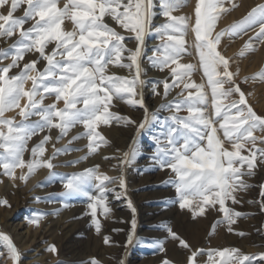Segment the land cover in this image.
Listing matches in <instances>:
<instances>
[{"label": "snow or ice", "instance_id": "6c2138e0", "mask_svg": "<svg viewBox=\"0 0 264 264\" xmlns=\"http://www.w3.org/2000/svg\"><path fill=\"white\" fill-rule=\"evenodd\" d=\"M188 3L189 0H64L61 6V0H0V39L13 41L8 48H0L3 175L14 184L26 183L35 169H49L48 182L55 183L58 179L62 183L61 198L87 199L85 215L106 246L114 243L111 236L103 235L104 220L112 218L111 200L126 199L132 216L127 222L130 227L124 247L136 242L137 210L127 196L126 170L136 164L140 151L138 138L153 125H159L160 130L151 137L154 149L148 157L150 164L156 170H170L174 174L164 183L174 188V203L180 210L190 213L193 219L204 217L213 209L221 214L210 235L221 225L241 237L250 235L235 228L249 214L227 206L226 202L241 204L240 194L254 187L259 188V199L247 203L256 204L264 214V181L258 185L249 182L264 172V113H258L249 103L251 93L243 85L250 78L239 79V68L232 67L235 57L226 56L220 48L222 38L242 37L249 32L254 35L239 56L243 57L245 50L255 51L257 43L264 45V3L251 7L241 19L219 31H216L218 21L238 6L234 0H195L191 15H175ZM106 15L133 35L126 37L110 27L104 20ZM158 16L163 22L157 25L154 20ZM66 20L71 21V30L62 27ZM153 33L161 43L146 57V37ZM190 35L194 37L191 45L187 39ZM126 40L133 41L135 47H128ZM50 45L54 46L46 51ZM190 46L195 49L198 64L182 62L185 55H192ZM30 53L34 58L28 60L26 56ZM9 59V63L3 64ZM41 62H46L42 70L38 67ZM109 65L128 70L130 78L108 75ZM198 69L202 70L206 83L203 78L200 83L193 80ZM149 70L158 71L163 78L145 79ZM251 79L264 82V70ZM29 82L30 87H26ZM149 84L150 93L162 96L164 101L157 111L150 112L146 102ZM174 89L179 91L168 100ZM48 97H54L51 104L45 103ZM114 100L133 108L138 106L143 110V119L138 121L111 111ZM60 101L62 108L57 107ZM11 111H16V116L9 118L6 113ZM160 111L169 114L161 118ZM113 123L134 129L126 150L117 148L115 155L104 157L116 161L112 165L116 175L102 171L99 164L71 174L57 173L54 169L58 165L53 160L77 149L56 148L53 144L51 156L42 159L44 146L52 139L50 135H44L38 144L28 148L29 141L46 129H58L59 141L72 128L82 125L88 141L87 154L59 166L79 165L96 154L101 145L110 144L98 127ZM78 139L81 136L74 135L68 144ZM26 151H30L33 159L23 158ZM38 156L41 159L35 158ZM18 168H26L27 172L17 176ZM89 186L94 193L87 190ZM0 205L10 207L6 199L0 200ZM45 215L36 214L28 222L40 227ZM162 227L166 240L178 245L179 256L169 257L165 241L155 240L147 246L162 254L159 264H200L198 257L203 256L207 257L205 264H216L215 256L221 258L220 264H264V251L248 254L238 247L205 251L173 226ZM0 242L4 248L0 264H24V253L10 235L0 231ZM44 251L57 258L56 264H65L59 259L61 250L55 242L47 244ZM80 264H101V261L92 257ZM118 264L127 261L122 258Z\"/></svg>", "mask_w": 264, "mask_h": 264}, {"label": "rangeland", "instance_id": "374dc122", "mask_svg": "<svg viewBox=\"0 0 264 264\" xmlns=\"http://www.w3.org/2000/svg\"><path fill=\"white\" fill-rule=\"evenodd\" d=\"M63 1L64 0H61V3ZM239 1L240 0H235V3L237 4L239 3ZM258 3H264V0H251L250 8ZM250 8L247 11H249ZM243 16L244 15L237 17L234 21L241 19ZM160 18L161 17L158 16L154 20V23L158 25ZM104 20L109 24L110 27H113L116 31L120 32L122 35H125L126 37L133 35L132 33L127 32L119 25H117L107 15L104 17ZM253 35L254 34L252 32H249L248 35H244L242 36V38L236 37L237 39L236 38L234 39V43H237V47L235 49L236 50L235 56L241 57L239 56L240 51L243 50L245 43L248 42L249 40V37ZM148 38L149 35L146 37L145 52L149 42ZM4 42H5L4 40L0 39V44H1L0 48H8L13 41L12 40L7 41L8 44H5ZM125 43L130 48H134L135 46V43L131 40H126ZM53 46L54 45H50L49 49H46V51H50V48ZM32 55L33 54L31 53L27 54L28 57ZM147 56L148 55L146 54V57ZM243 57L246 61H252L254 58L257 59V61L259 59L263 61V65L256 66V68L251 72H249V74L248 73L244 74V75L248 74L247 77L251 78L257 76V74L261 70H264V45L257 43L255 46V51L245 50V55ZM9 62L10 59L4 60L3 64L6 65ZM45 63L46 62H41L38 65V67L39 68L41 67L43 69ZM116 68L117 67H115V69ZM147 77L148 80L160 79L158 77V71L156 70H149ZM259 82L261 81L259 79H256L254 84H258ZM251 86L252 85H250V87ZM150 88L151 85H148L146 91L148 90L150 91ZM261 88L262 86L259 87L258 90H261ZM175 92L176 91L174 89L168 96V100H171L173 99V97L176 96ZM152 96H146V102L149 103L148 105L149 111L151 107L150 106L151 102L153 101L150 100ZM162 102H164L163 99L161 100V103ZM59 107L62 108V106ZM128 107L131 108L130 109L131 114L128 115L129 117L136 119L138 121L143 119L140 118L141 112H143L142 109H140L138 106L132 108L131 106L128 105ZM168 114L169 113L166 111L159 112L161 118L167 116ZM33 119H38V118L33 117ZM130 129H132V132L127 142L126 141L124 142L125 146L123 150H126L127 146L131 143V137L134 135V129L132 127H123L122 125H117L118 132L114 136L113 141L114 140L117 141L118 139H123L124 138L123 135L125 134V132ZM159 130H160L159 125H153L148 131H145L138 138V147L140 151L137 156L136 164L134 167L128 168L126 170L127 196L132 200L137 210L136 211V219H137L136 242H134L127 248L124 247L130 227L129 223L127 222L131 220V216H132L130 210L126 206L127 205L126 199H121L119 201L111 200L112 203L111 205H113L112 206L113 211H115L114 213L121 218L122 222L120 223L121 224L120 229L122 231L119 232L107 231L104 226L103 235L111 236V239L114 243L111 246L105 245L104 250L102 251L99 250L96 252L93 248L95 246H99V244H103L102 237L97 235L94 232V230L90 227V221L88 217L85 215V212L87 210L85 208V211L83 213L85 226L83 228V232L81 233V236L79 235L78 237L75 238V243H77V246L75 248H72L71 250L60 252L59 259L64 260L65 264H79L81 260H89L92 257H95L96 259L101 261V264H118L119 259L122 258L126 259L127 264H159V259L162 254L159 253L157 249L147 246L148 244L154 242L155 240L165 241V245L169 249V253H168L169 257H178L179 256V253L177 251L178 245H175L171 241L166 240V233L162 227V225L164 224L171 225L175 229H178L179 233H181L191 243H192V239L195 236L194 232L199 233L200 237L204 235L208 238V242H211L209 243L207 248L216 249V247L213 246L212 242H214L216 236L218 235L217 229H219V227L215 229L214 234L210 235V233L212 232V225L221 217H217L214 213L213 215L210 214L212 213V210H210L208 212L209 214H207L206 216L197 217L196 219H193L190 213L180 210L178 206L174 203L176 199L174 188L171 185H166L164 183L169 179L170 176H174V174L171 173L170 171L169 172L167 171L168 173L166 174V176L164 178H161V176L164 175L166 170L160 171L154 169L148 160L151 151L154 149V142L151 139V137L153 133L158 132ZM69 137L70 136H68V139H70ZM51 138H52L51 142L53 144L56 138L55 136H51ZM41 139L42 136H40V140ZM63 146L64 147L68 146L71 149H77V150L80 149L75 145L74 146L72 144L69 145L68 142L67 143L64 142L62 145H57L55 147L62 148ZM77 150L69 151L68 153H62L61 155H59V157H56L53 160V163L59 165L60 164L59 161L63 162L65 159L68 158L70 154H72ZM53 151L54 148H52V150L50 151L51 153L47 154L45 159L51 156ZM35 158L37 159V157ZM30 159H33V157L31 156ZM44 169L45 171H47V174L49 176V169H47L46 167H44ZM54 171L59 173L58 167H56ZM26 172L27 170L24 173ZM2 179H3V174H2V169L0 168V200L6 199L9 202L7 186H12V185L6 181L1 182ZM48 186L50 187V185L45 184L40 188H34L32 186L29 187L27 186L26 183L22 182L17 186H14L17 196H19V201H18L19 206L16 207L13 203H12L13 205H10V207L0 205V210H4V211L7 210L9 213L10 220L8 221V225L14 226L16 224H20V226L17 229L19 233L25 232L27 230L28 218H31L36 214H46L44 216V219L41 221L40 227L37 230V235L35 237V241L33 244L34 250L31 253L32 258L24 254V263L25 262L29 263L31 261L30 264H45L46 262H49V260L47 259V255H44L45 252L44 249L46 245L49 244L50 239L54 237H59L65 231L67 226V223H63V220H60V218L56 219L55 214L52 213L51 215L47 216V213H51L55 207L48 209L44 207L43 203L41 205L37 204L39 200H37L36 198L37 197L41 198L42 194H45V191L47 190ZM87 190L90 193H94V189L91 186H89ZM253 197H254L253 195L249 196V200H255ZM74 198H77V201L84 206H86L88 203L85 197L78 199V196H75ZM118 202L120 204L116 205ZM38 206L41 208H39ZM248 209L249 210L251 209L250 204ZM241 210H244V208H241ZM258 216L260 217V221L255 220V217H257V215L254 216L251 214L250 216H248V218H251L254 221V224H251L253 231L250 233L248 237L249 242L244 245L245 248L246 247L252 248L254 250L253 253H259L264 251V214H261L259 212ZM196 220L199 221L198 222L199 225H197V223L195 222ZM203 222H207V224H209L210 229L208 231H204V229L200 227ZM61 223L62 225H60ZM2 225H3V221L0 220V231H3L8 235H10L8 233V227L2 229L1 228ZM52 228H54L55 230L51 234L50 229ZM257 229H261V231L258 232ZM232 235H234V232L232 233ZM235 236H237V234H235ZM10 237L12 236L10 235ZM237 238L240 239L242 237L238 235ZM0 245H2V242H0ZM207 248H205L204 250L207 251L208 250ZM2 251H4V248L0 246V252ZM40 259L42 261H40ZM56 259L57 258L55 257L53 261L54 263L52 262L53 264H56ZM213 259L217 263L221 262V258L218 256L213 257ZM198 260L200 264H205L207 257L206 256L198 257Z\"/></svg>", "mask_w": 264, "mask_h": 264}, {"label": "bare ground", "instance_id": "6f19581e", "mask_svg": "<svg viewBox=\"0 0 264 264\" xmlns=\"http://www.w3.org/2000/svg\"><path fill=\"white\" fill-rule=\"evenodd\" d=\"M63 2L61 3V6H62ZM234 2H235V0H234ZM194 3H195V0H189V3L187 4V6L180 9L178 12L175 13V15H191ZM237 5L238 6L234 10H232L228 14H225L222 17V19L220 21H218L216 31L217 30L219 31L220 29L227 27L228 25L233 23L237 17L245 15L247 13V10L251 6V0H240L239 3H237ZM228 6L231 7V4H229ZM162 22H163V19L160 18L158 24H160ZM62 27H64L65 30H71L73 25H72L70 20H66ZM193 38L194 37L192 35H190L187 38L189 45H191ZM235 38L236 37H233L231 39H229L228 37L222 38V43H221L220 48L223 50V52L226 56L235 57V60H234L233 65H232L233 70H235L238 67L239 68V79L243 80V78L248 76L249 72L254 70L256 68V66L263 65V61L260 59L257 61V59H255V58H254L255 60L253 59L252 61H246L244 59V57L235 56V51H236L235 49L237 47V43H234ZM148 41L149 42L147 45L146 54L148 56H150L152 54V49L156 45L161 43V41L154 33L149 35ZM4 43L8 44L7 42H4ZM189 51L192 53V55H185L182 59V62L183 63H197L198 64V56H196V54H195L194 47L190 46ZM33 58H34L33 55L30 57L26 56V59H28V60H31ZM261 59H263V58H261ZM115 67L116 66H114V65H110V67L107 70V74L112 75L113 73H115L116 75L130 77L128 70L119 69V68L115 69ZM15 71H18V70H13V72H15ZM246 73H248V74L244 75ZM158 77L160 79L163 78L162 74L159 72H158ZM147 78L148 77H145V79H147ZM192 78L197 83H200L202 81V78H203V81L206 83V77H203L202 70H200V69H198L196 72L193 73ZM255 81L256 80H253L250 78L248 80V83L243 85V88L247 93H251V95L248 96V100H249V103L254 107V109L258 113H264V82L261 81L258 84H254ZM149 85H151V84H149ZM250 85H252V86L250 87ZM261 86H262L261 90H258L259 87H261ZM26 87H30V82L28 83V85H26ZM159 90L162 93V85L160 86ZM175 91H176L175 93L177 94L179 89H175ZM209 95H210V90H209ZM146 96H152V94L150 93L149 90L146 91ZM150 100H153L151 102V105H150L151 106L150 112L157 111V109L159 108V106L161 104L162 97L152 96ZM53 101H54V97H48V98H46L45 103L51 104ZM21 103H23V101ZM147 104L149 105V103H147ZM57 106L63 107V101H60L57 104ZM130 109L131 108H129L127 104H125L122 101H117V100L113 101V106H111V108H110L111 111H115V112L119 113L120 115H124V116H128L129 114H131ZM16 111H18V110H16ZM16 111L7 112L6 116L9 118L16 116ZM209 111L210 112L212 111V109L210 107H209ZM182 114H186V113H182ZM143 115H144L143 112H141L140 118H143ZM138 118H139V116H138ZM17 119H19V117H17ZM33 120H36V119H33ZM117 125H119V124L113 123L110 126L101 124L98 127V131H100L101 134L104 135L105 138L110 141V144L107 146L101 145L100 149L98 150V152L96 154L89 156V158L87 160L82 161L79 165H74V166H69V167L59 166V165H64L67 161L75 160V159L87 154L88 150H87L86 146H87L88 141H87V138L85 136H83V133L85 132V129L83 128V126L78 125L77 127L72 128L69 131L68 135L65 136L63 139H60L59 141H57V139H55V142L53 144H55V146H57V145H62L64 142L67 143L69 140H71L72 136H74V135H80L81 136V139H78V140L72 142L73 146L75 145L76 147H79L80 149L73 152L72 154H70L68 156V158L65 159L63 162L59 161L60 162V164L58 165L59 173L60 174H71V173L76 172V171H82L84 168L91 167L94 164H99L102 171H105L109 175H116L117 173L112 171V165L115 164L116 161L115 160H105L104 157L105 156L111 157V156L115 155L117 148L123 150V148L125 146L124 142L125 141L127 142V140L129 139V137L131 135V132H132V129H130V130L125 132V134L123 135V137H124L123 139H118L117 141H115V140L113 141L114 136L118 132ZM217 127H218V125H217ZM219 134L222 137V130L219 132ZM44 135L55 136V138H56L59 135V130L58 129H52V130L46 129L44 132L39 133L37 136L33 137L29 141V143H28L29 150L32 147H34L36 144H38L40 141V136H42V139H43ZM68 136H70L69 137L70 139H68ZM51 141L52 140H50L48 143L45 144V146H44L45 147V153H44V156L42 159H45L47 154L51 153L50 151L53 148L52 147L53 144ZM1 151H2V149H0V152ZM244 154H247V153H244ZM30 157H31L30 151H26L23 158L27 161L30 159ZM37 159H41V157L38 156ZM26 170H27L26 168L25 169H19L18 168V169H16V175L19 176V175L23 174ZM167 171L169 172L170 170H166L164 175L161 176V178H164L166 176V174L168 173ZM2 174H3V169H2ZM48 177L49 176L47 174V171H45L44 167H40V168L35 169L32 172V174L29 176V179L27 180L26 184H27V186H29V187L32 186L34 188H40L41 186H43L45 184L50 185V187L48 186L47 190L45 191V194H42V196L39 199L37 204L41 205L43 203L44 207H46L48 209L55 207L51 213H47V216L51 215L53 213V214H55L56 219L60 218V220H63V223H67L65 231L59 237L51 238L49 243L55 242L60 247L61 251H68V250H71L72 248H75L77 246V243H75V238L78 237L79 235L81 236V233L83 232V228L85 226L84 219H83V213L85 211L86 206L80 204L77 201V198H74V197L68 198L67 200H64L63 198H61L59 194L63 191L62 183L58 179L55 183H49ZM246 179H248V178H246ZM5 181L9 182L13 186V187L7 186L9 204L10 205L14 204L16 207L19 206V203H18L19 196H17V193L14 189V186H17L18 184H20L22 182L16 181V183L14 184L11 179H9L8 177L3 175V179L1 182H5ZM262 181H264V172L258 173L257 177L249 179V182L254 184V185H258ZM252 195L254 196L253 198L255 200L259 199V188L258 187H254L246 193H241L240 196L242 199V203L239 205H233L230 200L226 202L227 206L233 207L238 211L249 214L246 217L241 218L239 220L238 224L235 226L237 232L243 231L245 233L250 234L253 231L251 224H254V221L251 218H248V216H250L252 213H254V216L257 215V217H255V220L260 221V217L258 216V213H259L258 206L256 204H252V205H250L251 209L250 210L248 209L249 204L247 203V201L249 200V196H252ZM79 198H84V197L78 196V199ZM65 203H67L69 206L64 207ZM119 204L120 203L118 202L116 205H119ZM39 208H41V207H39ZM241 208H244V210H241ZM49 211H51V210H49ZM114 212L115 211H113V213H112L111 219L104 220V226H105V229L107 231H112L113 228H118V229L121 228L120 227L121 226L120 223L122 222L121 218L118 215H116ZM213 213L217 217H221V214L218 213L214 209L212 210V213H210V214L213 215ZM29 219L30 218L27 219V224H28L27 230L25 232L19 233L17 231V229L20 226V224H16L14 226L8 225V221L10 220L8 211L7 210L6 211L0 210V220L3 221V225L1 226V228L5 229L8 227V233L12 236L11 238L14 240V242H16L18 247L23 251V253L25 255L32 258L31 253L34 250L33 244H34L35 237L37 235V230L39 227H35V226L31 225L28 222ZM198 220L195 221L197 223V225H199ZM56 223H58V222H56ZM60 225H62V223ZM200 227L203 228L204 231H208L210 229L209 224H207V222H203ZM218 227H219V229H217L218 235L216 236V239L214 240V242H212L213 246H215L216 249H223V248H228V247H238V248L242 249L243 252L248 253V254H251L254 252V250L252 248H249V247L245 248L244 247V245L249 242V238H248L249 235H246V236L238 239L237 238L238 235L235 236V234H236L235 232H234V235H232V233H230V232L228 233V231L226 230V228L224 226L221 225ZM54 230H55L54 228L50 229L51 234L54 232ZM194 233H195L194 234L195 236L192 239V243L199 249L207 248L209 243H211V242H208V238L204 235H203L204 237L203 236L200 237L199 233H197V232H194ZM104 248H105L104 244H99V246H95L93 249L97 252L99 250L100 251L104 250ZM44 255H47V259L49 260V262H46L45 264H53L54 263L53 261H54L55 257L49 255L47 252H44ZM40 261H42V260L40 259ZM81 261H86V260H81ZM30 263H31V261L29 263L25 262L24 264H30ZM216 264H220V262L219 263L216 262Z\"/></svg>", "mask_w": 264, "mask_h": 264}]
</instances>
